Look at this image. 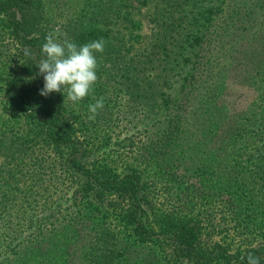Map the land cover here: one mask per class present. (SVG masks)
Here are the masks:
<instances>
[{
    "label": "trees",
    "instance_id": "16d2710c",
    "mask_svg": "<svg viewBox=\"0 0 264 264\" xmlns=\"http://www.w3.org/2000/svg\"><path fill=\"white\" fill-rule=\"evenodd\" d=\"M136 2L154 3L156 34L133 52ZM49 33L105 41L78 103L39 95ZM248 48L250 98L232 107L228 72ZM248 254L264 264V0H0V264Z\"/></svg>",
    "mask_w": 264,
    "mask_h": 264
},
{
    "label": "clouds",
    "instance_id": "9594fccd",
    "mask_svg": "<svg viewBox=\"0 0 264 264\" xmlns=\"http://www.w3.org/2000/svg\"><path fill=\"white\" fill-rule=\"evenodd\" d=\"M104 46L105 41L102 38L78 45L68 38L58 40L56 33H49L41 48L45 58L36 65L44 80L39 95L47 97L50 93L62 92L73 103L87 97L98 79L95 53H102ZM24 55H30V51L24 49ZM103 107V97L90 104L88 119L94 121L98 110ZM247 264H260L259 258L248 254Z\"/></svg>",
    "mask_w": 264,
    "mask_h": 264
},
{
    "label": "rangeland",
    "instance_id": "374dc122",
    "mask_svg": "<svg viewBox=\"0 0 264 264\" xmlns=\"http://www.w3.org/2000/svg\"><path fill=\"white\" fill-rule=\"evenodd\" d=\"M134 5L135 9L132 12V18L138 22L139 26H141L140 29L133 28L131 30L133 34L136 33V35H139L141 40L139 43L135 44V48L132 50L133 52H136V50L146 47L150 42L153 43V41L155 40L156 29L153 28L149 20L154 11V3L147 2L145 5H142L136 2L134 3ZM230 43V37H227L224 45H229ZM240 44L241 43L235 46H239ZM250 50V48H248L247 50L244 49L241 53H239L235 59L236 61H238L236 67L228 72L229 79L227 82V88L229 89L226 90V93H228L227 101L232 107L236 106L237 101L242 100L246 102L250 98V90L248 89V85H246L247 82L244 81L245 68L243 67L247 66L245 57H249ZM240 62H242L243 66L240 64ZM134 115L137 114L133 112L127 116L128 122L126 121L124 115L120 116L119 123L122 124L121 128L123 134L130 135L131 133L137 132L133 127L134 125H132L134 124L132 123V121H134ZM123 125H129L132 126V128L124 127Z\"/></svg>",
    "mask_w": 264,
    "mask_h": 264
}]
</instances>
